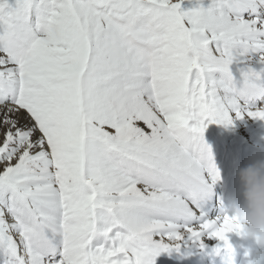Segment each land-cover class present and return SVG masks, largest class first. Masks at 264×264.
<instances>
[{
  "label": "snow or ice",
  "instance_id": "1",
  "mask_svg": "<svg viewBox=\"0 0 264 264\" xmlns=\"http://www.w3.org/2000/svg\"><path fill=\"white\" fill-rule=\"evenodd\" d=\"M258 100L264 0H0V264L231 252L204 132Z\"/></svg>",
  "mask_w": 264,
  "mask_h": 264
},
{
  "label": "clouds",
  "instance_id": "2",
  "mask_svg": "<svg viewBox=\"0 0 264 264\" xmlns=\"http://www.w3.org/2000/svg\"><path fill=\"white\" fill-rule=\"evenodd\" d=\"M237 178L242 189L241 199L233 200L222 211L239 225L230 233L241 241L252 242L246 248L247 264H264V160L239 167Z\"/></svg>",
  "mask_w": 264,
  "mask_h": 264
},
{
  "label": "bare ground",
  "instance_id": "3",
  "mask_svg": "<svg viewBox=\"0 0 264 264\" xmlns=\"http://www.w3.org/2000/svg\"><path fill=\"white\" fill-rule=\"evenodd\" d=\"M257 106L264 105V100H258ZM220 126L226 131L229 135L227 137H216L215 142L213 144L206 142L210 148L211 153L214 159V162L220 172V180L217 181L212 188V192L210 196L206 197L202 202L203 212L206 214L209 219H216L217 217L221 218V213L218 210V205L213 202V198L216 193H218L221 189L222 185V177L224 174L218 167V162L222 158L227 159V163L231 160V152L229 150L232 148L230 145V139L234 136H239L248 139L254 145H257L264 149V121L259 119H253L244 115L242 119H234L233 124L231 126L225 127L220 124ZM232 150V149H231ZM222 220V218H221ZM229 238L232 244L235 245H246L250 246L251 241H241L235 234L229 233ZM203 242L206 246L208 245H217L218 241L209 238L207 234H204L202 237ZM200 248L198 245L189 244L180 248V250H193ZM200 251L192 253L187 256L182 255H164V264H218L216 261L220 257L215 259H209L208 257H200Z\"/></svg>",
  "mask_w": 264,
  "mask_h": 264
}]
</instances>
